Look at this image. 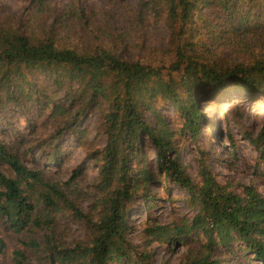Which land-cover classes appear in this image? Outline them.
<instances>
[{
    "label": "trees",
    "instance_id": "16d2710c",
    "mask_svg": "<svg viewBox=\"0 0 264 264\" xmlns=\"http://www.w3.org/2000/svg\"><path fill=\"white\" fill-rule=\"evenodd\" d=\"M49 1L31 0L23 28L0 25V108L15 103L24 114L34 108L42 116L51 107V117L59 121V129L45 138L36 141L33 134L29 147L18 131L15 140L0 139V221L19 239L11 264H30L31 251L39 264H153L149 248L155 243L199 245L177 264H222L228 256L237 264H264V194L252 184L242 185L240 193L221 184L203 150L197 158L199 183L180 159L186 142L198 141L203 132L202 93L264 94V0H140L141 16L161 20L170 33L173 61L162 66L121 57L117 48L125 35L111 21L101 29L108 45L68 44L62 30L78 28L85 11L71 4L53 12L47 26ZM212 6L221 9L225 28L222 36L203 39L205 31L223 27L205 15ZM240 38L251 43V51L263 52L243 61L217 56L216 47ZM34 76L47 77L63 92L62 101L51 100L48 87ZM169 106L180 117L176 128L164 112ZM93 112L106 139L99 148L89 145L91 131L81 125ZM69 136L74 146L85 148L83 162L67 181L51 180L39 162L64 167ZM243 136L264 158V126ZM86 162L98 171L90 183ZM158 187L169 200L178 198L170 190L185 192L183 202L195 214L169 224L149 215L142 251L130 239L133 207L142 202L150 213L161 197ZM63 220L80 224L85 237L63 243L57 234ZM6 242L0 235V264Z\"/></svg>",
    "mask_w": 264,
    "mask_h": 264
},
{
    "label": "rangeland",
    "instance_id": "374dc122",
    "mask_svg": "<svg viewBox=\"0 0 264 264\" xmlns=\"http://www.w3.org/2000/svg\"><path fill=\"white\" fill-rule=\"evenodd\" d=\"M30 2L31 0H0V25L9 29L23 28L30 16L29 12H26V9L31 5ZM71 4L81 6L86 17H82L83 21L79 23L78 28L62 30L64 40L68 44L79 47L108 45L109 41L101 33V29L106 21H111L125 35L124 43L117 48V52L124 59L140 60L155 66L168 65L173 61V57L168 52L170 33L167 27L161 20L144 19L140 12V0H50L49 9L51 12L44 25L48 26L51 23L54 18L53 12L62 11ZM220 10L216 6L204 9L205 15L215 22V26L221 21L223 27L218 24L212 33L208 34L205 31L203 39L212 40V37L223 35L225 24L224 19H220ZM247 37L249 41H252L251 43L256 42L255 36L247 35ZM251 43L244 42L240 38L227 41V44H221L216 47L215 51L220 59L235 58L237 61H243L251 57L253 52L257 54L263 52L259 48L256 51H251ZM246 44H249L248 47ZM33 80L38 81L43 87L45 85L48 87L47 93L51 100L56 103L62 101L63 92L52 88L47 77L34 76ZM200 101L205 116V120L201 123L203 132L198 141H187L180 154L181 162L188 174L196 183L200 182L197 158L200 155L199 151L203 150L208 153L210 168L221 184L230 185L232 190L237 193L241 192L242 185L252 184L264 194V158L254 145L248 143L243 136L245 132L257 134L264 126V94L230 90L226 94L215 95L206 90L200 95ZM164 112L174 120L173 126L176 128L180 121L179 115L170 106ZM97 120L98 114L93 112L85 118L81 125L88 126L91 131L89 145L95 143V147L99 148L105 145L106 139L99 134ZM58 122L51 117V107L44 110L41 116L34 108H30L24 114L16 108L15 103H11L4 109L0 108V139L5 142L10 139L15 140L14 132L18 131L25 140L30 141V144L25 145V147H29L34 143L33 134L36 135V141L43 139L59 129ZM67 139L65 149L69 152L64 167L60 169L39 162L41 167L50 170L48 175L51 180L67 181L72 173L71 169L83 162L85 148L74 146L75 144L70 141L73 140L72 136ZM146 150L151 158L155 157V153L148 143H146ZM37 159L39 158L37 157ZM28 165L32 166L33 162L28 160ZM85 165L89 177L88 183L93 182L98 173L96 166L91 162H86ZM154 190L161 195L160 200L156 201L155 208L149 213L145 204L139 202L133 207L131 216L133 231L130 239L134 244H138L142 251H145L143 235L145 221L149 215L163 224H169L184 215L193 217L195 214V210L183 202V199L187 197L185 192L172 189L169 191V195H176L178 198L169 200L165 188L158 187ZM89 204V200L86 199L83 202L84 208L88 209ZM57 234L63 243L74 242L86 235L85 229L71 220H63ZM0 235L7 241L3 262L11 264L12 253L19 246V239L2 221H0ZM192 246L199 247L198 244ZM192 246L155 243L149 248L152 263L177 264L185 258ZM28 254L30 264H39V255L36 252L32 253L31 251ZM228 257L222 264H237V260ZM244 262L246 264H261L255 260H245Z\"/></svg>",
    "mask_w": 264,
    "mask_h": 264
}]
</instances>
